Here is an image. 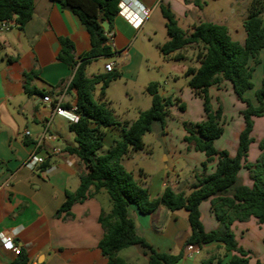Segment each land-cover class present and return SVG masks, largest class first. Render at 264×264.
Returning a JSON list of instances; mask_svg holds the SVG:
<instances>
[{"label": "crops", "instance_id": "1", "mask_svg": "<svg viewBox=\"0 0 264 264\" xmlns=\"http://www.w3.org/2000/svg\"><path fill=\"white\" fill-rule=\"evenodd\" d=\"M124 2L125 6L120 9L112 28L116 42V48L113 49L115 59L105 63H114V67L119 65L122 72L138 70L147 58L134 45L138 40H151L158 22L166 24L161 5L169 6L176 14L179 25L183 21L188 26L189 33L195 24L213 22L226 25L231 37L245 44L247 34L244 21L251 0H231L229 8L221 7L214 11H208L206 3L203 8H199L187 0ZM144 9L150 10L147 17ZM134 17L143 20V23L138 26ZM63 38L73 42L76 59L91 50V36L85 25L70 9L63 8L54 0H36L34 16L22 32L16 27L4 30L0 24V236L13 235L15 244L28 257V264H109L99 248L105 235L100 217L103 212L110 213L112 210L108 194L101 190L93 196L88 195L72 206L70 214L60 211L66 202L67 192L77 191L80 174L86 170L85 165L67 150L77 145L75 133L70 130L71 121L65 115H54L55 102L45 103L43 99L50 96L56 101L61 97L64 109L70 111L76 107V94L69 90L75 70L58 59ZM260 59L264 61L261 55ZM105 65L103 69L107 72ZM33 70L39 73L32 81V87L38 93L29 95L24 89V73ZM256 73L257 69L254 77ZM260 77L262 81L263 72ZM191 92L194 94L192 89ZM210 95L212 100L216 97L218 102L223 101L222 106L225 95H228L236 106L238 125L234 130L231 129L228 144L215 142L218 150H227L235 156L240 134L245 127L241 111L246 105L238 99L232 83L227 80L212 86ZM247 98L256 103L251 96ZM27 131L30 132L29 136L26 135ZM258 132L260 135L256 136ZM226 134L228 131L225 128L223 136ZM48 135H54L56 139L49 140ZM253 137L255 142L248 156L250 163H255L261 155L259 142L264 138V117L255 119ZM121 138V127L107 128L103 153ZM192 151L197 152L194 149ZM33 153L46 159L49 164L46 170L42 167L32 170L26 165ZM192 156L188 167L193 171L195 179L172 182L163 177L161 184H149L144 180L146 173L143 172L144 177L140 179L148 188L151 198L161 196L167 186L176 192L189 193L197 183V174L215 172L216 161L208 163L207 168L201 171L199 164L203 165L207 157L201 152ZM239 176L243 185L253 186L246 169H242ZM200 209L206 231L221 228L211 211L210 201L203 202ZM128 212L136 224L137 233L158 252L182 254L179 264H194L192 259L184 257L191 232L188 214L181 216L180 213H170L163 206L152 214H143L134 204L128 207ZM177 224L182 225L177 227ZM252 230L257 232L255 238L264 242V226L257 219L251 218L247 222H236L233 225L239 245L251 252L252 262L264 261V257L253 256L252 249L256 244L249 235ZM218 246L221 247L213 243L203 249L210 251ZM119 255L128 263L136 264L135 260L147 253L133 246L121 251ZM17 257L12 246L5 244L0 237V264H12Z\"/></svg>", "mask_w": 264, "mask_h": 264}, {"label": "trees", "instance_id": "2", "mask_svg": "<svg viewBox=\"0 0 264 264\" xmlns=\"http://www.w3.org/2000/svg\"><path fill=\"white\" fill-rule=\"evenodd\" d=\"M63 8L70 9L79 17L91 36V50L78 59L74 56L75 46L68 38L61 39V51L58 59L75 70L69 90L76 94L77 121L70 123V130L75 133L76 147L68 152L75 155L85 165L86 170L80 174V186L76 192H67L66 202L61 212L70 214L72 206L104 190L112 203L110 213L103 212L100 223L105 235L99 248L108 259L109 264H130L119 254L133 246H141L149 255V264H179L182 254L158 252L136 230V224L130 218L128 207L136 205L141 213L152 214L161 206L169 211L186 210L191 228L187 245L203 249L218 243L229 256L228 264H264V261L252 262L251 252L239 245L233 225L247 222L251 218L264 226V139L260 142L262 154L257 162L248 161L251 145L255 142L253 131L255 119L264 117V61L260 59L264 50V0H251L248 16L244 21L246 41L242 45L235 41L226 25L213 22L195 24L190 33L180 27L176 14L169 6L161 5L166 21L168 40L160 46L166 59L194 62L186 76L190 77L189 87L195 96L203 100L205 119L193 128H186L185 141L191 149L204 153V169L208 163L217 162L212 174H197V183L189 193L176 192L167 186L163 194L151 198L150 192L133 172L123 165V159L133 151L145 148L144 137L158 123L164 131L169 109L178 106L185 111V104L180 99L164 97L159 93V84L151 82L146 87L152 98L151 107L140 112L132 122H121L105 100L106 90L114 80L121 77V72H101L89 77L87 66L99 58H112L115 53L107 45V31H112L113 23L119 14L121 0H54ZM203 8L202 0H187ZM36 0H0V24L14 22L19 31H24L35 12ZM107 23L108 30L104 28ZM197 49L196 55L186 54L188 48ZM263 65L261 86L255 91L254 103L245 94L255 88L253 81L256 66ZM39 75L36 70L24 73V89L29 95L37 94L32 81ZM230 81L238 99L246 108L241 111L245 127L241 132L238 150L232 156L227 150H218L215 140L225 132L223 125L224 109L220 104L217 109L212 104L210 88L223 81ZM102 85L101 99H97L96 89ZM121 127L122 138L114 141L104 153L106 128ZM49 167L47 162L43 170ZM242 169L249 171L253 186L243 185L239 173ZM210 201L211 211L219 221L221 228L206 231L202 222L201 205ZM24 252L12 264H28ZM223 258L212 255L202 264H222Z\"/></svg>", "mask_w": 264, "mask_h": 264}, {"label": "rangeland", "instance_id": "3", "mask_svg": "<svg viewBox=\"0 0 264 264\" xmlns=\"http://www.w3.org/2000/svg\"><path fill=\"white\" fill-rule=\"evenodd\" d=\"M202 1L208 5V11H214L221 7L225 9L229 8V4L231 3V0ZM180 26L185 32L189 33V28L183 21L180 22ZM155 28L156 33L152 35L151 40L148 38L145 42H143V40H138L134 45L137 51L147 57L143 60L138 70L135 69L133 71L122 72L119 65L115 66V70L121 72V77L111 82L106 90L105 100L109 103L110 108L118 119L130 121L136 120L140 112L146 111L151 107L152 98L146 91V87L151 82L159 84V93L162 96H171L174 99H180L185 104L186 110L182 111L176 105L171 107L166 118V127L164 131L158 123H155L153 130L144 137L145 148L140 151L131 150L123 159V165L127 170L133 172L135 177L139 180L144 177L142 174L145 172L146 179L144 180L149 184H161L163 177H166L172 182L176 180L186 181V179H195L193 171L189 170L188 163L193 157L192 155H195L197 152H193V149H191L185 141V137L188 135L186 128H193L197 123L202 122L205 119V112L203 100L200 97L194 96L191 92V88L189 87L190 77L186 76V72L190 65H198L189 61L166 59L160 51V46L169 39L166 25H164L163 22L162 24L158 22L155 24ZM15 31L14 29V32ZM196 53L197 49L194 47H190L186 51V54L193 58ZM261 56L264 57V52H262ZM114 59L115 57L94 60L87 66V74L89 76H94L104 72L103 67L105 63ZM135 65L134 63V66ZM256 69L257 73L253 79L256 87L245 94L251 96L253 100H255V91L261 86L262 81L260 76L263 72V67L259 65L256 66ZM101 89L102 85H98L96 89L97 99H101ZM222 102L223 101L218 102L216 97L212 100L215 109H217ZM233 104L229 96L225 95L223 103V108L225 110L223 125L228 131V134L215 140V142L219 141V144H228V137L230 138L231 136V129L234 130L238 125L239 116L235 114L236 106ZM259 135V132L256 133V136ZM106 144L108 145V142ZM102 153L103 150L99 152V155ZM166 158H168V160ZM199 167L201 171L204 170L202 164H199ZM246 171L249 173L247 169ZM172 212L173 211H170V213ZM175 212L178 214L180 213L181 216L188 214L184 209ZM256 233L255 230L249 233L251 241L256 244V247L252 249L253 256L254 258H257V256L263 258L264 242L255 238L254 235ZM137 247L146 252L141 246ZM206 255L207 257L212 255L222 257V264H228L230 258V255L226 257L224 249L218 246L213 247L210 251L201 249L192 261H194V264H202ZM135 263L149 264V255H141L137 261L135 260Z\"/></svg>", "mask_w": 264, "mask_h": 264}, {"label": "built area", "instance_id": "4", "mask_svg": "<svg viewBox=\"0 0 264 264\" xmlns=\"http://www.w3.org/2000/svg\"><path fill=\"white\" fill-rule=\"evenodd\" d=\"M125 6V2L124 0L120 1V5L119 8L123 9ZM150 14V10L148 9H144V15L147 17ZM133 20H135V22L138 23V26H140L143 23V20L138 19L137 17H134ZM15 27V23L14 22H9V23H5L2 24V29L4 30H10L11 28ZM107 45H109L112 50L116 48V42H115V33L113 31H107ZM115 69L114 67V63H108L105 65V70L107 72H112ZM44 102L45 103H54V108H53V114H60V115H65L69 121L74 122L77 121L79 116L77 114V108L74 107L72 108L70 111L66 110L63 108L62 106V98L58 97L56 101H54L50 96H45L44 98ZM50 125V123H49ZM26 135L29 136L30 132L27 131ZM48 139L49 140H55L56 137L54 135H48ZM46 162V159L43 156H39L36 153L31 154V156L29 157V159L26 162V165L28 167H30L32 170H38L39 168H41L44 163ZM2 238V241L5 244H9L12 246V250L14 252L15 255H20L21 248L15 244V239L13 237V235H1L0 236ZM201 250V248H199L198 246L195 245H187L185 247L184 250V257H186L187 259H193L197 253H199Z\"/></svg>", "mask_w": 264, "mask_h": 264}, {"label": "water", "instance_id": "5", "mask_svg": "<svg viewBox=\"0 0 264 264\" xmlns=\"http://www.w3.org/2000/svg\"><path fill=\"white\" fill-rule=\"evenodd\" d=\"M104 28H105L106 30H108V25H107V23H104Z\"/></svg>", "mask_w": 264, "mask_h": 264}]
</instances>
